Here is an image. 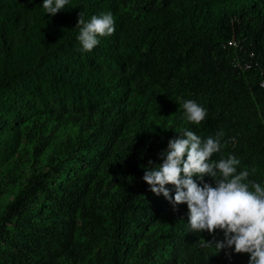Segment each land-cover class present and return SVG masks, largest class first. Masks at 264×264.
I'll return each instance as SVG.
<instances>
[{
  "label": "trees",
  "instance_id": "obj_1",
  "mask_svg": "<svg viewBox=\"0 0 264 264\" xmlns=\"http://www.w3.org/2000/svg\"><path fill=\"white\" fill-rule=\"evenodd\" d=\"M42 2L0 0V264H248L201 247L213 236L142 176L187 129L223 132L212 161L264 186V0ZM109 12L114 34L79 50L78 13Z\"/></svg>",
  "mask_w": 264,
  "mask_h": 264
},
{
  "label": "clouds",
  "instance_id": "obj_2",
  "mask_svg": "<svg viewBox=\"0 0 264 264\" xmlns=\"http://www.w3.org/2000/svg\"><path fill=\"white\" fill-rule=\"evenodd\" d=\"M67 3L43 0L42 7L52 16ZM76 27L79 50L90 52L98 45V37L114 34L115 21L110 12L92 15L87 21L83 13H78ZM181 106L192 124H200L207 115V110L193 100H184ZM223 135L217 132L215 137L202 139L191 130H183L159 153L161 163L148 161L142 180L153 194L163 195L174 210L179 204L187 205L190 230L207 231L213 236L209 241L201 238V247L214 246L216 254L231 248L237 254L247 253L248 264H264V186L249 180L255 168L237 171L241 162L235 156L212 161L213 154L221 149ZM168 184L174 186V195L165 187ZM217 230L223 232V240L215 239Z\"/></svg>",
  "mask_w": 264,
  "mask_h": 264
},
{
  "label": "built area",
  "instance_id": "obj_3",
  "mask_svg": "<svg viewBox=\"0 0 264 264\" xmlns=\"http://www.w3.org/2000/svg\"><path fill=\"white\" fill-rule=\"evenodd\" d=\"M228 44L240 48V45H239L238 41L235 40V39L228 41ZM249 56L251 57V56H252V53H251ZM239 64H240V62H239L238 60H234V65H235V66H238ZM241 67H242L243 69H247V68L249 67V62H248L247 60H244V61L241 63ZM260 85L264 88V79H262V80L260 81ZM232 141H233V139H232Z\"/></svg>",
  "mask_w": 264,
  "mask_h": 264
}]
</instances>
